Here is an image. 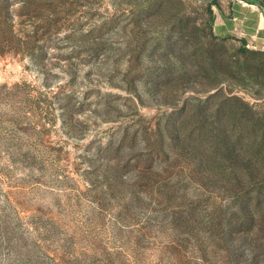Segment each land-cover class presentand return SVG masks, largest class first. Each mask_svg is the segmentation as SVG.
<instances>
[{
    "label": "rangeland",
    "instance_id": "374dc122",
    "mask_svg": "<svg viewBox=\"0 0 264 264\" xmlns=\"http://www.w3.org/2000/svg\"><path fill=\"white\" fill-rule=\"evenodd\" d=\"M211 0H0V264H264V52Z\"/></svg>",
    "mask_w": 264,
    "mask_h": 264
},
{
    "label": "crops",
    "instance_id": "0c3cea01",
    "mask_svg": "<svg viewBox=\"0 0 264 264\" xmlns=\"http://www.w3.org/2000/svg\"><path fill=\"white\" fill-rule=\"evenodd\" d=\"M211 31L264 52V0H211Z\"/></svg>",
    "mask_w": 264,
    "mask_h": 264
},
{
    "label": "trees",
    "instance_id": "16d2710c",
    "mask_svg": "<svg viewBox=\"0 0 264 264\" xmlns=\"http://www.w3.org/2000/svg\"><path fill=\"white\" fill-rule=\"evenodd\" d=\"M209 14H210V19H211V10H209Z\"/></svg>",
    "mask_w": 264,
    "mask_h": 264
},
{
    "label": "built area",
    "instance_id": "2783aa9c",
    "mask_svg": "<svg viewBox=\"0 0 264 264\" xmlns=\"http://www.w3.org/2000/svg\"><path fill=\"white\" fill-rule=\"evenodd\" d=\"M253 49H255L254 47H252Z\"/></svg>",
    "mask_w": 264,
    "mask_h": 264
}]
</instances>
